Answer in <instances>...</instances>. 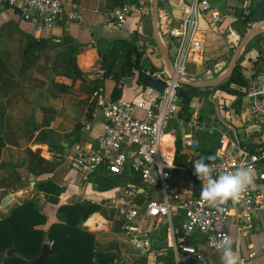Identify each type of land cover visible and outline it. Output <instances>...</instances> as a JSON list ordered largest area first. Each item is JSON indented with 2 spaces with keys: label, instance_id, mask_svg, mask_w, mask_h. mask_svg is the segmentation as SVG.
I'll return each instance as SVG.
<instances>
[{
  "label": "crops",
  "instance_id": "1",
  "mask_svg": "<svg viewBox=\"0 0 264 264\" xmlns=\"http://www.w3.org/2000/svg\"><path fill=\"white\" fill-rule=\"evenodd\" d=\"M148 1L147 4V0H132L138 8L122 28L109 20L108 10L114 5L111 0H63L66 10L75 4L84 9V18L77 23L65 18L51 26H44L21 20L13 9L7 8L0 13V136L3 143L0 217L34 193L32 197L38 196V202L45 203L43 209L50 222L46 228L58 222L57 207L36 191L37 183L52 181L66 188L59 197L60 204L91 201L103 206V212L94 213L83 226L95 235L97 250L113 257V264H167L169 254L173 252L174 241L168 235L165 225L154 228L155 221L147 219L145 227L151 225V237L155 246L147 255L139 256L116 221L119 214L111 205L114 192H99L93 182L85 186L72 167L74 146H96L98 138L105 133V123L101 112L96 110L90 121L91 129H86L92 84L69 72L68 58L70 54H76L79 68L88 79L93 80L103 71L99 69L102 62L99 53H108L110 42L114 40L131 39L138 46L146 45L145 57L157 68L163 67L161 58L155 51L156 47L151 45L153 36L147 24L150 19V0ZM224 1L227 2L212 0V3L219 8L217 4ZM187 4L188 0L160 1V15L167 17L160 19L164 36L168 27L180 24ZM142 7L144 10H139ZM229 24L227 21L223 26L211 25L209 17L205 16L201 20V29L203 26L204 31L212 32L220 27L228 31L229 27L233 29L234 26H228ZM212 36L211 34L210 37ZM233 37L235 39L230 38L229 42L237 46L240 40ZM31 38L37 42L47 40V44L33 46L32 52L27 53ZM202 39L203 51L195 57V62L187 64V73L194 80L209 79L213 74H219L227 58L233 54L232 51L230 54L225 51L222 53L224 56L213 64L209 61L217 53V48L215 46L213 54L202 55L206 43L211 41L204 37V33ZM152 53L155 54L151 55ZM216 59L218 58L213 60ZM208 66L210 69H207ZM124 80L130 86V90L122 92V97L126 99L135 97L145 85L138 82V73ZM114 87L113 80H105L104 91L107 96H112ZM201 104L194 100L193 107L199 108ZM175 123L177 124L176 121L171 123L170 129H173ZM184 132L191 133L188 127ZM184 132H180L182 137ZM257 142L264 143V140L258 139ZM250 186L257 187L262 194L261 207L254 212L251 223H237L233 218L227 230L233 241L237 264H264V181L258 180V174H254ZM7 197H11V202L4 207L2 204ZM174 215V236L175 240H179L183 216L178 210L174 211ZM203 239L202 235L197 234L191 242L200 243ZM202 247L206 260L201 264H221L217 251L209 250L203 244ZM173 257L175 261L174 252Z\"/></svg>",
  "mask_w": 264,
  "mask_h": 264
},
{
  "label": "built area",
  "instance_id": "2",
  "mask_svg": "<svg viewBox=\"0 0 264 264\" xmlns=\"http://www.w3.org/2000/svg\"><path fill=\"white\" fill-rule=\"evenodd\" d=\"M117 1H122V4L112 5L108 17L111 23L122 28L138 6L132 0H111ZM7 8L17 11L21 20L44 26H51L65 18L75 23L84 18V9L80 5L75 4L66 10L63 0H0V13ZM139 10L143 11L144 7ZM205 16L215 26H223L227 21L231 26L238 20L234 11L230 8L221 11L212 0H188L180 24L168 27L165 34L169 50L172 46L174 50L171 60L175 76L168 75L163 67L145 72L152 81L164 84V91L145 84L132 99L121 97L113 100L102 89L93 91L88 102L89 109L101 112L105 133L98 138L96 146L76 144L71 161L85 186L91 185L101 172L124 179L127 183L111 190L114 192L111 205L119 214L116 221L121 230L127 234L139 256H145L155 246L151 225L145 227L146 220L155 221L154 228L165 225L174 241L172 248L176 264H189L191 261L204 263L206 258L202 244L209 250L217 251L210 241L230 237L227 226L233 218L237 223H251L263 199L257 187L249 186L238 203L229 201L219 208L210 207L200 198L201 182L197 184L191 176L194 161L188 159L185 165L174 162L176 136L166 133V130L176 121L181 131L188 127L192 133L184 132L182 137L186 150L200 148L196 134L207 132L219 136L216 160L212 163L214 176L235 171L241 166H251L253 173L258 174V180L264 181V149L253 152L241 143V135L245 132H263V136L256 140H264V72L253 77L252 68H243L247 86L239 112L234 107L236 96L215 91L210 97L215 111L210 121L200 120L201 107H193V115L188 122L178 119L181 85L177 77H189L187 64L195 62V57L203 51L201 20ZM160 19L167 17L160 15ZM228 30L240 40L231 27ZM252 51L251 56L256 57V49ZM104 73L99 72L101 80ZM118 89L125 92L130 90V86L123 79ZM85 126L87 130L91 129L88 119ZM230 132H233L234 139L230 137ZM177 210L183 216L179 240H175L174 236V211ZM197 234L204 237L203 242H191Z\"/></svg>",
  "mask_w": 264,
  "mask_h": 264
},
{
  "label": "trees",
  "instance_id": "3",
  "mask_svg": "<svg viewBox=\"0 0 264 264\" xmlns=\"http://www.w3.org/2000/svg\"><path fill=\"white\" fill-rule=\"evenodd\" d=\"M122 1L114 2V5H120ZM237 22L233 27L246 28L251 27L259 22L264 21V0H250L248 6H245L237 14ZM264 36L257 37L248 47L243 59L240 61L235 70L232 79L226 84L216 89H192L188 86H181L183 91L179 94L181 110L178 113V119L182 122H188L193 115V102L195 98L202 97V115L200 120L210 121V117L214 114V105L211 102V94L215 91L225 92L229 95L236 96L234 103L236 111H240L244 99V88L247 86L245 77L243 76V68L250 67L253 70V77L264 72V50L261 48ZM155 47L156 43L152 41ZM259 43V45L257 44ZM47 40L37 42L30 39L27 53L32 52L33 46H45ZM125 48V53L121 56H113L111 50ZM170 49V46H168ZM146 47L138 46L133 42L124 40H114L110 42V51L105 54L99 53L102 62L100 70H103L104 78L99 77L93 80L88 79L81 71L77 64V55L70 54L68 58L69 72L77 78H82L92 84L91 92L102 89L104 91V82L111 79L115 82V87L111 98L118 100L122 97V91L118 89L119 82L125 78H131L138 73V82L145 84L141 73L143 71L151 72L160 68L154 66L151 61L146 58ZM256 48L258 55L252 57L251 51ZM216 59L213 64L217 63ZM245 63L246 66L243 64ZM162 68V67H161ZM207 69H210L208 66ZM71 75V74H69ZM185 91H195L194 96L184 95ZM89 104V103H88ZM95 108L88 105V117L91 121ZM178 128L179 132L176 136V153L174 162L177 165H185L188 159L193 161L208 156H215V149L219 141L218 135H210L207 132L196 134L200 141V148L192 151L186 150L182 144V135L180 126L175 123L173 129ZM171 131V132H170ZM263 136V132H246L241 135V143L253 152H260L264 149V143H258L257 138ZM3 148L0 136V166L1 151ZM216 160V159H215ZM214 160V161H215ZM212 161L211 163H213ZM192 178L199 184V180L193 173ZM92 182L97 185L96 190L99 192L111 191L120 185L127 183L124 179L105 175L101 172ZM62 187L52 181H41L36 185V191L47 197V201L54 205L57 210L58 222L51 224L48 228V216L44 209L37 201L38 196L25 200L22 204L12 206L9 211L0 217V255H5L12 248H16L24 255L37 257L41 253L42 247L48 242L51 256L48 258L47 264H113V257L109 254L97 250L95 235L84 228L83 224L94 214L103 212V206L91 201H78L69 204H60L59 197L65 192ZM0 264H28L26 261L16 257L0 258ZM167 264H176L173 252L169 254ZM189 264H201L198 261H191Z\"/></svg>",
  "mask_w": 264,
  "mask_h": 264
},
{
  "label": "water",
  "instance_id": "4",
  "mask_svg": "<svg viewBox=\"0 0 264 264\" xmlns=\"http://www.w3.org/2000/svg\"><path fill=\"white\" fill-rule=\"evenodd\" d=\"M151 5V26H152V36L153 40L156 43L159 56L162 61L163 69L170 76H175V70L173 67V63L171 60L169 47L163 38V34L161 31V22H160V0H150ZM264 35V21L259 22L251 27V29L240 39L238 45L236 46L228 67L221 74L204 80H194L187 76L179 75L177 77V81L181 86H188L192 89H216L220 86L229 82L235 70L237 69L240 61L243 59L248 47L252 44V42L259 36ZM142 79L145 84L150 85L154 89L163 92L165 85L152 81L149 74L142 72ZM183 91L180 89L179 94H182ZM197 94L195 91H185L184 95L186 96H194ZM230 137L234 139L233 132L229 133ZM39 201V199L37 200ZM11 202V197H7L3 201V206H7ZM155 243V241H154ZM6 257H16L26 261L28 264H47L48 258L51 256V251L48 243H45L42 247L41 253L37 257H31L22 254L16 248H12L5 255H0V258Z\"/></svg>",
  "mask_w": 264,
  "mask_h": 264
},
{
  "label": "clouds",
  "instance_id": "5",
  "mask_svg": "<svg viewBox=\"0 0 264 264\" xmlns=\"http://www.w3.org/2000/svg\"><path fill=\"white\" fill-rule=\"evenodd\" d=\"M215 156L201 157L194 161L193 175L201 182V200L210 207L219 208L229 201L238 203L241 194L253 183V169L251 166H241L232 172L213 175L214 167L211 163ZM220 255L221 264H237V257L233 250V241L224 237L217 241H210Z\"/></svg>",
  "mask_w": 264,
  "mask_h": 264
},
{
  "label": "rangeland",
  "instance_id": "6",
  "mask_svg": "<svg viewBox=\"0 0 264 264\" xmlns=\"http://www.w3.org/2000/svg\"><path fill=\"white\" fill-rule=\"evenodd\" d=\"M149 3V1L147 0V4ZM249 3H250V0H227V2H219L218 4H217V6L219 7V8H224V9H220L221 11H225L227 8H230L232 11H234V13H235V15L237 16V14L241 11V10H243L244 8H245V6H248L249 5ZM225 4H227V5H225ZM148 10L150 11V19H148V21H147V24H148V26H149V28H150V30L152 31V26H151V6L149 5L148 6ZM254 26V25H253ZM202 30H203V32L202 33H204V37L206 38L207 37V40H208V38H210L211 39V41L210 42H208V43H206V46H205V50H204V52H203V54L202 55H210V54H213V53H215V51H216V48H217V53L216 54H214V56L212 57L213 59H215V58H218V60L219 59H221V57H223L224 56V54H222L223 52H227L228 51V53L230 54L231 53V51H232V53L234 52V50H235V48H236V45H234L232 42H229V40H230V38L231 39H235V37H233L232 35H231V32L228 30H226L225 28L223 29V28H220V27H218L217 28V30H215V31H212V32H209V31H204L205 29H204V27L202 26ZM233 30H234V32L236 33V35L237 36H240V38H243V36L250 30V29H246V28H235V27H233ZM213 35L212 37H210V35ZM230 36H232V37H230ZM163 38L165 39V41H166V39H168L166 36H164L163 35ZM122 39V38H121ZM129 39V38H128ZM214 41H213V40ZM151 41H153V38H151ZM126 42H131V39L130 40H127ZM146 42H147V40L144 42V45L146 44ZM213 42V43H212ZM239 43V42H238ZM258 45H259V43H257ZM151 45L153 46V44L151 43ZM215 46H216V48H215ZM260 46L262 47V49L264 50V42H263V44L261 43L260 44ZM145 47H146V45H145ZM148 49H150L149 47H148ZM155 50V49H154ZM149 50H147V52H148ZM156 53H158V49H157V47H156ZM254 51V50H253ZM252 51V52H253ZM173 52H174V50H173V46H172V48H171V51H170V55H171V58H172V55H173ZM256 52V51H255ZM125 53V48L124 47H121L120 49H116V50H111V54L113 55V56H121V55H123ZM150 54V53H149ZM153 54H155V53H152L151 55H153ZM159 54V53H158ZM231 56L232 55H230L229 56V58H227V60H226V62H225V65H224V68H223V70L222 71H220L219 72V74L221 73V72H224L225 70H226V68L228 67V64H229V62H230V59H231ZM213 59H211L212 61H209V62H214V60ZM245 66H246V64L245 63H243ZM214 69V68H213ZM150 70V69H149ZM151 71V70H150ZM219 74H213V76H212V78L213 77H215V76H217V75H219ZM197 80H199L198 78H197ZM202 80H204V78L202 79ZM110 84V83H109ZM201 100H204L202 97H197V98H195V101H199V103L201 104L203 101H201ZM201 107L203 106L202 104L200 105ZM203 108V107H202ZM178 132H179V130H178V128H176V129H174V131H172L171 133H170V135H177L178 134ZM77 188V187H76ZM78 193L80 192V190H79V188H78ZM34 195V193H31V194H29L28 195V197L25 199V200H27V199H29V198H32V196ZM42 198H44V197H42ZM77 198H80V196H77ZM44 204L45 203H42V204H40V206L43 208L44 207ZM48 223H50L49 222V220H48ZM48 243V242H47Z\"/></svg>",
  "mask_w": 264,
  "mask_h": 264
},
{
  "label": "bare ground",
  "instance_id": "7",
  "mask_svg": "<svg viewBox=\"0 0 264 264\" xmlns=\"http://www.w3.org/2000/svg\"><path fill=\"white\" fill-rule=\"evenodd\" d=\"M263 36V35H262Z\"/></svg>",
  "mask_w": 264,
  "mask_h": 264
}]
</instances>
